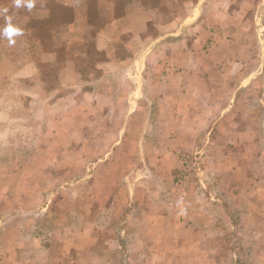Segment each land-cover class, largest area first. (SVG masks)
<instances>
[{
    "label": "rangeland",
    "instance_id": "1",
    "mask_svg": "<svg viewBox=\"0 0 264 264\" xmlns=\"http://www.w3.org/2000/svg\"><path fill=\"white\" fill-rule=\"evenodd\" d=\"M238 1H217L223 20L228 18L227 9ZM40 3L33 2L29 8L22 0L13 8L0 0V32L11 24L23 33L11 45L0 35V264H74L71 262L74 259L80 264H128L125 258L129 253L121 258L115 248L117 236L112 235L119 218L123 217L121 213L127 197L142 199L144 194L139 186L150 187L156 183V178L166 180L167 173L152 161L138 160L141 162L138 165L139 162L136 163L133 155L128 153L129 143L134 142L130 140L124 143L122 153L109 162L113 150L122 147L120 142L117 143L119 131L125 126L138 134L146 124L135 121L106 124L104 118L133 117L138 120L153 113L144 102L139 108L131 105L137 100L134 90L138 82L129 72L121 80L113 78L116 90L110 93L111 105H106L107 92L93 90L98 80L91 76L79 81V85H73V80L68 81L71 83L69 89L74 87L72 90L65 91L67 86L63 87L64 91L56 90L59 78L54 76L56 73L52 75L54 68L37 54L42 46L34 29L35 20L47 14ZM212 12L211 16H215L214 9ZM208 14L207 20H214ZM250 20L254 23L252 33L248 25L253 24H245V29L239 32L240 37L247 39L255 35L263 38L264 9L254 11ZM61 31L58 28L53 33L59 36ZM256 47L262 50L264 44L259 43ZM147 52L145 48L143 55ZM129 62L120 63L115 71H121L122 76L127 70L140 68V62L132 63V66ZM220 62L231 67V60ZM60 65L56 67H62ZM256 65L261 72L253 85L254 90L246 87L239 91L238 107L229 108L233 91L227 86L220 92L223 99L217 112L220 118L230 115L237 119V129L246 132L235 137L230 125L224 124L222 130H218L212 122L201 132L196 128L200 137L192 151L198 160L200 155L199 168L197 163V169H191L195 161L193 152L184 153L190 157L187 171L182 170V153L177 155L179 169L174 177L182 187H178L176 194L169 189L172 197L177 195L178 198L173 208L175 225L171 223L172 217L168 223L157 221L151 229H143L132 243L135 246L145 243L151 248L144 253L137 252L143 263L251 264L252 250L257 245L264 247V235L258 234L264 231V221H261L264 220V203L250 204L253 191L249 193L248 187L252 178L264 182V61H257ZM238 68L243 74L248 67L244 62L239 63ZM46 74L49 76L45 83L52 85L44 91L40 79ZM156 81V77H148L144 83L155 84ZM237 82H246V77ZM146 94L152 95L150 91L144 96ZM252 131L260 140L248 137V132L253 135ZM115 135L118 138H114ZM148 159L152 160L151 157ZM200 169H206V176ZM122 183L134 186L128 188L127 185V188L115 191ZM205 184L207 188H204ZM187 186L194 191H188ZM159 191L155 189L158 195ZM178 193L186 197L189 194L188 202ZM114 194L115 207L104 198ZM217 198L223 203L210 204L216 203ZM200 200L209 201L203 205L210 215L215 214L216 219L197 214L193 209L194 202ZM159 208L164 210L161 205ZM182 209L184 217L178 222ZM133 212L130 211L127 218L132 230L139 222ZM193 219H203V225L208 227L217 225V232L195 233L187 223ZM91 227H96L100 234L90 232ZM129 237L133 239L131 236L125 238ZM130 240L125 244H130ZM261 261H264V250L255 263L261 264Z\"/></svg>",
    "mask_w": 264,
    "mask_h": 264
},
{
    "label": "crops",
    "instance_id": "2",
    "mask_svg": "<svg viewBox=\"0 0 264 264\" xmlns=\"http://www.w3.org/2000/svg\"><path fill=\"white\" fill-rule=\"evenodd\" d=\"M3 1L5 5H10L13 8L17 5V0ZM25 1L31 4L41 2L40 4L45 7L44 12L47 14L36 19L39 21L35 20L37 24L34 29L42 46L41 51L37 54L40 59L46 60L54 68L52 75L56 73L54 76L59 78L56 82V90L64 91V86H67L65 91L72 90L74 87L69 89L71 83H67L68 81L73 80V85H79V81H84L87 76L89 78L91 76L98 80L94 84L93 90L107 92L108 102L106 105H111L113 99L110 93L116 90L113 78L121 80L129 72L130 75L137 78L138 82V86L134 90L137 100L132 101L131 105L133 104L134 108H139L144 102L146 108L151 109L153 113L146 119L138 120L133 117L126 119L104 118L106 124L110 122L111 124H126V122L132 121L146 124L145 129L138 134L136 131H129L130 128L125 129V126L119 131L117 143L120 142L122 147L113 150L109 162L122 153L124 143L130 140L134 142L129 143L130 151L128 153L133 155L136 163L139 162L138 165H141L138 160H143V163L152 161L162 169L163 173H167L166 180L156 178V183L150 187L144 184L139 186L144 194L142 199L132 198L128 195L124 207L130 206L131 211L138 208L135 219L139 221L137 224L139 229H129L127 218L130 211L119 218L120 224L126 223L127 225L118 226L113 231L114 233H111L113 236H117L118 245L115 244V248L121 253L119 240L127 231L131 236L136 237L141 234L143 229L147 230V227L151 229L155 222L158 224L166 220L168 223L171 221L169 217H172L171 223L175 225L176 218H173L175 211L173 208L178 198L177 195L172 197L170 190L175 193L178 187H182L174 177V174L177 173L176 170L179 169L178 156L180 153L193 152L192 149L196 139L200 137L201 129L207 128V125L212 122L211 124L218 130H222L221 127L224 124L230 125L233 128L231 134H234L235 137L238 136L237 134L242 136L246 132L242 128L237 129L239 124L237 119L230 115L220 118L217 112L223 99L220 92L227 89V86L233 91L229 108L238 107L239 91H244L246 87L250 91L254 90L253 85L256 78L259 77L258 73L261 72H258L256 63L260 60L264 61V47L260 50L256 46L259 43L264 44V35H262L263 38L254 35L244 39L240 37L239 32L245 29V24H253V26L248 25L251 28L249 32L252 33L254 23L250 20V15L252 17L254 11L259 8L264 9V0H239L235 6L227 9L229 15L224 20L221 14L223 12L219 10L220 7L217 3L219 0ZM245 4L246 6H244ZM213 9L216 15H212V17ZM217 12L220 15H217ZM242 12L245 14L242 15ZM206 14L214 20L210 18L207 20ZM248 26L247 31L249 30ZM58 28L62 31L59 36H56L53 31ZM262 28L264 29V23ZM145 48L148 49V52L143 55ZM226 60H231V67L220 62ZM126 61H130L131 66L132 63L140 62V68L135 71L127 70L124 72L125 75L121 76L122 72L115 71V68L120 63L124 65ZM158 61L161 62L158 63ZM207 62L209 63L207 64ZM244 62L248 68L242 74L238 70V66L239 63ZM57 64H61L62 67H56ZM43 76L45 77H41L40 80L43 82V90L47 91V87H51L52 83H45L49 75ZM148 77L151 79L156 77V83H144ZM241 77H246V82H240ZM238 80L240 83L237 82ZM147 91H150L152 95L144 96ZM248 101H250L249 97ZM123 104L129 106L126 103ZM202 132L204 133L203 130ZM207 133L210 134V132ZM253 133L255 132L252 131ZM115 137L118 138L116 135ZM248 137L252 140H260V137H256L254 134L251 136L249 132ZM118 150H120L119 154ZM231 153L233 155V151ZM193 154L195 161L191 165V169L196 170L201 163L200 155L198 160L197 154L195 152ZM148 157H151L152 160ZM191 169H189V173ZM200 170L206 176V169ZM134 171L130 172L131 176ZM252 181L250 179L252 183L248 182V187L251 190L249 193L253 191L249 198L250 204L264 203V182L254 186L258 180L252 178ZM127 185L118 184L115 191L127 188ZM133 186L128 185V188ZM206 186L207 184L204 188H207ZM157 188L161 191L159 195L155 192ZM187 189L188 191L192 190L191 192L194 191L190 186H187ZM236 193L238 195V192ZM178 195L183 197L181 198L183 201L188 202L189 194L187 197L185 194L182 196L178 193ZM193 195L190 196L193 197ZM104 198L109 200L111 206L117 205L115 194L113 196L106 195ZM221 202L222 200L217 198L216 203L210 204L220 205ZM204 203L208 204L209 201L194 202L193 209L197 210L199 215H210L209 210L205 209ZM159 205L164 208L163 211ZM142 207H144L143 211ZM179 214L178 222H181L184 217L183 209ZM213 215L215 216V214ZM262 215L264 216V208ZM214 216L212 217L215 218ZM187 223L188 228H191L195 233L204 235L207 234V230H212L214 226L215 228L217 226H205L203 219H193ZM161 227H163V223ZM89 229L90 232L99 233L96 227ZM258 234L264 235V231ZM133 242H135L134 238L130 240V244L123 246L126 255L133 252V256L128 255V264H148L143 263L137 252L144 253L151 250L149 245L144 243L142 246H135L132 244ZM91 246L92 244L89 247ZM263 250L262 245H257L252 250L250 256L252 264L256 262V258ZM71 262L80 264L76 259ZM261 264H264V261H261Z\"/></svg>",
    "mask_w": 264,
    "mask_h": 264
},
{
    "label": "trees",
    "instance_id": "3",
    "mask_svg": "<svg viewBox=\"0 0 264 264\" xmlns=\"http://www.w3.org/2000/svg\"><path fill=\"white\" fill-rule=\"evenodd\" d=\"M257 179V178H256ZM258 181L257 182H255V184H254V186H257L256 184H259V183H261L263 180H261V179H257ZM239 192V191H238ZM244 203H246V202H244ZM247 204V203H246ZM138 208H135V209H133L132 210V212L133 211H135V212H133V214H137V212H138V210H137ZM144 210V207H142V211ZM128 211H131V207L130 206H125V208H123L122 209V213L121 214H123L122 216H124L126 213H128ZM119 227H124L125 225H127L126 223L124 224H120V222H119V224H117ZM139 226V225H138ZM138 226H136L135 228H138L139 229V227ZM215 232H217V229L215 228V226H214V228L212 229V230H207V234H210V233H215ZM206 234V235H207ZM127 236H131L129 233H128V231H127V233H125L124 234V236H122L121 238H120V240H119V245H120V250H121V258H123V255L125 256L126 255V253H124V251H123V246H124V244L126 243L125 241L126 240H130V237L129 238H125V237H127ZM131 237H133V235L131 236ZM134 238V240H136V237H133ZM133 253V252H132ZM132 253H129L131 256H133V254ZM252 253V252H251ZM135 254V253H134ZM250 256H251V254H250ZM249 259H250V257H249ZM250 261H251V264L253 263V261L250 259ZM121 262H122V260H121ZM125 262L126 263H129L128 262V259H126L125 258ZM123 263V262H122Z\"/></svg>",
    "mask_w": 264,
    "mask_h": 264
},
{
    "label": "clouds",
    "instance_id": "4",
    "mask_svg": "<svg viewBox=\"0 0 264 264\" xmlns=\"http://www.w3.org/2000/svg\"><path fill=\"white\" fill-rule=\"evenodd\" d=\"M19 5H20V0H17V6ZM32 6L33 5L30 2L27 3V7L31 8ZM0 35L6 38L9 44L11 45L15 43V38L23 35V33L20 29L9 24L2 30V32H0Z\"/></svg>",
    "mask_w": 264,
    "mask_h": 264
},
{
    "label": "built area",
    "instance_id": "5",
    "mask_svg": "<svg viewBox=\"0 0 264 264\" xmlns=\"http://www.w3.org/2000/svg\"><path fill=\"white\" fill-rule=\"evenodd\" d=\"M181 164H182V170L187 171V166L190 161V157L187 154H182L180 157ZM189 171V170H188Z\"/></svg>",
    "mask_w": 264,
    "mask_h": 264
}]
</instances>
